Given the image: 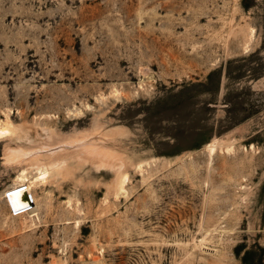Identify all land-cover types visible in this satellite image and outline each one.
Returning <instances> with one entry per match:
<instances>
[{"label": "rangeland", "instance_id": "374dc122", "mask_svg": "<svg viewBox=\"0 0 264 264\" xmlns=\"http://www.w3.org/2000/svg\"><path fill=\"white\" fill-rule=\"evenodd\" d=\"M0 121V264H264V0H0Z\"/></svg>", "mask_w": 264, "mask_h": 264}, {"label": "bare ground", "instance_id": "6f19581e", "mask_svg": "<svg viewBox=\"0 0 264 264\" xmlns=\"http://www.w3.org/2000/svg\"><path fill=\"white\" fill-rule=\"evenodd\" d=\"M250 36H252V34H250ZM15 130H18V129H16L10 121H6V122L0 121V139L4 137L16 135L14 134ZM16 137L17 136H15V139ZM216 146H217L216 142H212L206 145L204 148L210 154H212L213 151L216 149ZM8 152L9 153L6 155V158H5L8 164H13L17 162L18 160H21L23 156H25V151L22 149H19V150L15 149L11 151L9 150ZM97 157H98V163L101 166L112 164L114 161V157L111 155L105 154L103 156L98 155ZM60 168H61L60 164L54 167L50 164L45 163L41 165L40 167L36 168L37 173L34 175L31 173L25 174L24 172H21L15 177V179H13L12 187L4 191L3 199L11 213V216L26 219L21 222V227L23 229L35 227L37 222H39L40 220L39 215H38V205L36 203V199L33 195L32 189L36 185L44 184L45 181L48 179V177L53 175L54 172H57V174L60 175V172H59ZM139 169H141V167ZM117 176L118 177L115 182V188H116L115 193L116 195L120 193L124 194L127 176L125 174H119ZM33 204H34V207H32Z\"/></svg>", "mask_w": 264, "mask_h": 264}]
</instances>
